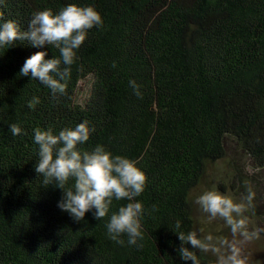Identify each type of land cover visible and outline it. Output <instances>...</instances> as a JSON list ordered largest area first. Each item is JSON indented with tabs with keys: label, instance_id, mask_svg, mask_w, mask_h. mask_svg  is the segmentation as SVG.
I'll return each mask as SVG.
<instances>
[{
	"label": "trees",
	"instance_id": "obj_1",
	"mask_svg": "<svg viewBox=\"0 0 264 264\" xmlns=\"http://www.w3.org/2000/svg\"><path fill=\"white\" fill-rule=\"evenodd\" d=\"M69 3L93 5L104 25L77 51L65 94L19 75L25 59L45 49L27 41L0 49V264H191L181 260L175 232L197 234L190 196L223 157L225 137L264 171V0H4L0 13L26 30L34 12ZM45 48L46 58L59 55ZM33 95L41 102L29 109ZM83 121L95 130L82 148L103 144L147 177L137 199L149 212L136 245L127 235L123 245L107 237L108 216L74 221L57 207L62 190L35 172L33 129ZM12 124L22 133L12 135ZM126 203L114 201L112 211ZM190 250L199 264H223L217 253Z\"/></svg>",
	"mask_w": 264,
	"mask_h": 264
},
{
	"label": "clouds",
	"instance_id": "obj_2",
	"mask_svg": "<svg viewBox=\"0 0 264 264\" xmlns=\"http://www.w3.org/2000/svg\"><path fill=\"white\" fill-rule=\"evenodd\" d=\"M4 0H0L3 4ZM104 19L91 4L69 3L53 11L50 8L32 14L26 30L13 19H4L0 13V49L7 50L17 41H27L36 51L27 57L19 69L20 76H30L45 85L53 96L65 94L67 81L71 78V66L76 62L77 51L94 27L102 28ZM51 45L58 50V56L47 57L45 46ZM115 67V64L113 65ZM134 93L140 96L139 85L129 81ZM39 96L33 95L28 101L29 109H35L40 103ZM12 135L22 133L16 124L9 126ZM94 127L83 121L74 127H65L58 132L52 128L36 127L33 129V142L38 146L35 172L43 177L42 184L54 185L62 190L57 207L67 212L74 221L84 219L86 213L92 212L96 220L108 216L106 235L116 244L123 245V235L127 243L136 245L143 239L142 219L149 212L139 197L145 190L147 177L134 159L123 155H114L103 144H96L91 150L81 146L89 141ZM73 181L70 188L66 187ZM254 193L249 190L246 197L251 205ZM126 200L127 203L112 211L113 202ZM196 203L210 218L220 217L230 227L233 234L239 233L245 238H253L264 231H247L246 220L239 218L247 210L246 206L217 190H208L197 197ZM151 211H156L153 206ZM176 229H180L177 221ZM181 242L178 254L183 261L199 264V260L190 249L209 251L212 236L206 240L198 238L195 232H175ZM207 241V242H206ZM185 245H190L187 247ZM213 251H218L212 248ZM223 264H240L239 252L232 249Z\"/></svg>",
	"mask_w": 264,
	"mask_h": 264
},
{
	"label": "rangeland",
	"instance_id": "obj_3",
	"mask_svg": "<svg viewBox=\"0 0 264 264\" xmlns=\"http://www.w3.org/2000/svg\"><path fill=\"white\" fill-rule=\"evenodd\" d=\"M88 85V78L79 82L76 102H82L85 98ZM224 147L223 157L208 168L190 196L197 234L201 240L212 236L211 242L206 241L210 245L209 252L217 253L216 256L221 260L232 255V249L235 248L239 252L240 264H264V238L259 235L245 238L239 233L233 234L222 218H210L196 203L197 197L203 192L217 190L234 202L246 206L247 210L239 218L246 220L247 231H256L262 222L263 215L258 209L259 204L264 203V171L252 166L247 155L240 150L231 136L225 137ZM244 188L254 193L251 205L246 201L248 192ZM257 198L259 201H256ZM212 248L218 251H213Z\"/></svg>",
	"mask_w": 264,
	"mask_h": 264
}]
</instances>
